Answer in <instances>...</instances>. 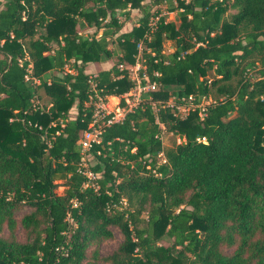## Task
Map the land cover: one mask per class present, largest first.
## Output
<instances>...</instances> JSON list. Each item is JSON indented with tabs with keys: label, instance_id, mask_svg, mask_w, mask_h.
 Returning a JSON list of instances; mask_svg holds the SVG:
<instances>
[{
	"label": "trees",
	"instance_id": "obj_1",
	"mask_svg": "<svg viewBox=\"0 0 264 264\" xmlns=\"http://www.w3.org/2000/svg\"><path fill=\"white\" fill-rule=\"evenodd\" d=\"M139 54L156 89L102 128L82 187L90 96L132 88ZM99 261L264 264V0H0V264Z\"/></svg>",
	"mask_w": 264,
	"mask_h": 264
},
{
	"label": "built area",
	"instance_id": "obj_2",
	"mask_svg": "<svg viewBox=\"0 0 264 264\" xmlns=\"http://www.w3.org/2000/svg\"><path fill=\"white\" fill-rule=\"evenodd\" d=\"M138 68L139 67L137 66L136 70H138ZM25 78L28 79L27 76H25ZM141 79L143 83H141ZM141 79L137 75L135 77V80L133 79L135 81L133 87L128 91L117 95V104L112 108L107 99L108 97L110 98L113 95L102 96L99 94H94L93 97L90 96V98L92 99L90 103L91 113L89 121L87 122L86 127L80 132L79 137L76 141L79 148V160L77 169L79 173L84 177L82 187H96L94 184L95 174L90 170L88 161L90 151L92 150L93 146L99 144L100 142L102 128L121 120L126 112L132 111L139 104L142 92L156 89V84L154 82H149L148 78L145 75H143ZM34 81H37V79L34 78ZM190 99V97L187 98V105L177 106L176 112H174L173 114L177 115L180 118L184 117L187 109L192 105ZM201 102L198 105L201 107L202 111L203 105L208 103L209 99L205 100V103L203 104H201ZM34 104L39 105L37 100L34 101ZM200 114H202V112ZM162 161L164 160L162 159Z\"/></svg>",
	"mask_w": 264,
	"mask_h": 264
},
{
	"label": "rangeland",
	"instance_id": "obj_3",
	"mask_svg": "<svg viewBox=\"0 0 264 264\" xmlns=\"http://www.w3.org/2000/svg\"><path fill=\"white\" fill-rule=\"evenodd\" d=\"M147 1V0H145ZM153 9V8H152ZM161 14L163 15L164 17V20L165 21H172L174 23H177V18H176V13L175 11H166L163 7H161ZM132 12H136V10H132ZM229 12V11H228ZM227 12V13H228ZM117 17H118V20L120 22L123 21V27H127V24H128V20H124V16L122 14H117ZM136 18L135 16H132L130 17V21L131 22H135ZM79 32H83V33H86L88 31H91L92 29H85V28H78L77 29ZM109 47L111 48H115V44H109ZM172 49V43L168 40H164L163 43H162V51L164 53H168L170 50ZM115 61V58H111L110 60H106V61H103V62H97V63H92V64H89L90 66H86V70L87 72H94L100 68H108L109 66L112 65V63H114ZM137 63L136 65H133V66H130V70H129V76L131 78H133L135 80V77L137 76V66L139 67L141 61H142V58L140 56V54L137 56ZM144 88H145V85H144ZM39 100L41 103H45L46 102V97L44 96V94L42 93L41 90H39ZM117 100H118V97L117 96H111L110 98L108 97L107 101L108 103L111 105V108L116 106L117 104ZM205 103V100L201 102V104ZM160 141H161V147L162 149L166 148V147H169V146H172L173 144L177 143L179 140L178 138L169 133V132H166L164 130L161 131L160 133ZM61 189L62 187H57L56 188V192L57 193H60L61 192ZM20 212L17 214V217L20 216ZM111 233H112V236L111 238L109 239H103L101 240L99 243H98V246H97V250H98V254L99 256L103 257L105 255H107L108 253H110L121 241L122 239V235L120 233V231L116 228V227H111ZM18 236L20 237L21 234H20V231L18 232ZM98 264H107L103 261H99Z\"/></svg>",
	"mask_w": 264,
	"mask_h": 264
},
{
	"label": "crops",
	"instance_id": "obj_4",
	"mask_svg": "<svg viewBox=\"0 0 264 264\" xmlns=\"http://www.w3.org/2000/svg\"><path fill=\"white\" fill-rule=\"evenodd\" d=\"M89 64H92V63H88L86 66H90ZM86 66H85V68H86ZM86 70V69H85ZM86 72H87V70H86ZM95 72V71H94Z\"/></svg>",
	"mask_w": 264,
	"mask_h": 264
}]
</instances>
